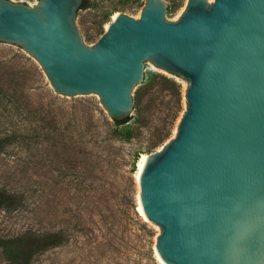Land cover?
Returning <instances> with one entry per match:
<instances>
[{
    "label": "water",
    "instance_id": "obj_1",
    "mask_svg": "<svg viewBox=\"0 0 264 264\" xmlns=\"http://www.w3.org/2000/svg\"><path fill=\"white\" fill-rule=\"evenodd\" d=\"M82 0H0V42L26 51L55 92L97 94L112 120L131 115L144 62L185 82L175 133L138 178L166 264H264V0H164L118 12L82 39Z\"/></svg>",
    "mask_w": 264,
    "mask_h": 264
},
{
    "label": "rangeland",
    "instance_id": "obj_2",
    "mask_svg": "<svg viewBox=\"0 0 264 264\" xmlns=\"http://www.w3.org/2000/svg\"><path fill=\"white\" fill-rule=\"evenodd\" d=\"M164 1L165 18L177 20L187 0ZM143 2L87 0L76 14L83 41L94 44L115 13L137 18ZM184 91L181 77L145 61L127 132L114 134L97 94H58L26 51L0 42V138L10 137L0 150V190L19 201L0 209V236L67 232L32 264H162L160 228L138 210L137 161L174 135Z\"/></svg>",
    "mask_w": 264,
    "mask_h": 264
},
{
    "label": "trees",
    "instance_id": "obj_3",
    "mask_svg": "<svg viewBox=\"0 0 264 264\" xmlns=\"http://www.w3.org/2000/svg\"><path fill=\"white\" fill-rule=\"evenodd\" d=\"M87 6V0H82L79 9L86 8ZM129 118L130 116L123 120H113L115 127H119V130L115 129L112 130V132L114 134L127 132L123 126ZM9 142L10 137L0 138V150H2ZM18 202L16 195L0 190V209H14L17 207ZM67 239L68 234L62 229L43 234H35L26 231L12 237L0 236V264H32V260L36 255L51 247L64 244Z\"/></svg>",
    "mask_w": 264,
    "mask_h": 264
},
{
    "label": "bare ground",
    "instance_id": "obj_4",
    "mask_svg": "<svg viewBox=\"0 0 264 264\" xmlns=\"http://www.w3.org/2000/svg\"><path fill=\"white\" fill-rule=\"evenodd\" d=\"M116 13L113 14L112 16V19L115 17ZM108 25V24H107ZM107 27V26H106ZM147 156L148 154L147 153H142L137 161V170H136V178H137V181H138V178H139V175L141 173V170L145 164V161L147 159ZM138 210L140 211V213L144 216V213H143V210H142V207H141V203H140V199H139V192H138ZM145 217V216H144ZM146 218V217H145ZM156 251V249H155ZM156 255L159 259V261L162 263V264H166L158 255L157 251H156Z\"/></svg>",
    "mask_w": 264,
    "mask_h": 264
}]
</instances>
